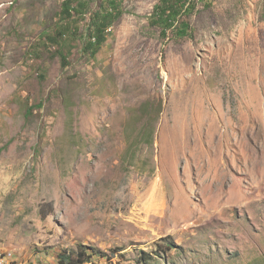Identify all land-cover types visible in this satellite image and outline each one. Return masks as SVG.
I'll use <instances>...</instances> for the list:
<instances>
[{"label":"rangeland","instance_id":"rangeland-1","mask_svg":"<svg viewBox=\"0 0 264 264\" xmlns=\"http://www.w3.org/2000/svg\"><path fill=\"white\" fill-rule=\"evenodd\" d=\"M80 1L0 0V264H264V0Z\"/></svg>","mask_w":264,"mask_h":264},{"label":"trees","instance_id":"trees-1","mask_svg":"<svg viewBox=\"0 0 264 264\" xmlns=\"http://www.w3.org/2000/svg\"><path fill=\"white\" fill-rule=\"evenodd\" d=\"M113 7H116L117 2H110ZM76 4V6H75ZM85 8V4H82L80 0H65V7L62 12L68 18L73 19L74 14ZM194 4L189 0H162L161 4L157 7L155 13V24L160 25L162 28L163 36H165L169 29H176V33L179 37L185 38L189 35V26L185 21L181 22L180 17L184 14L188 15L192 12ZM121 15L120 12L109 13L99 12L93 18V33H90V40L86 45V49L94 53V51L107 42L106 30L111 26L115 20ZM68 23L64 29H58L55 34L49 35L48 40L58 46L62 44L67 38L66 31L68 30ZM67 29V30H66ZM170 31V30H169ZM63 65L66 67L68 63V57L62 54ZM33 114V108L27 110L26 117L30 118ZM96 257V258H95ZM106 255L88 246L79 247L77 250H66L59 254V264H100L96 263L95 259H103Z\"/></svg>","mask_w":264,"mask_h":264}]
</instances>
